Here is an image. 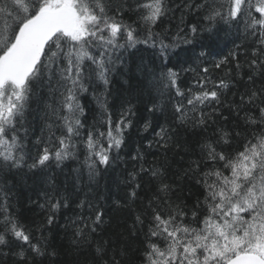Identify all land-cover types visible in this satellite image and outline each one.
<instances>
[{"label":"snow or ice","instance_id":"obj_1","mask_svg":"<svg viewBox=\"0 0 264 264\" xmlns=\"http://www.w3.org/2000/svg\"><path fill=\"white\" fill-rule=\"evenodd\" d=\"M177 8L180 21L169 35L155 31L172 11L168 0H135L130 9L117 0H0V173L24 167L44 173L53 163L59 168L83 155L74 170L76 183L91 186L101 170L108 173L120 159L127 134L136 126L133 117L143 120L139 131L153 136L148 150L153 144L167 149L176 126L207 132L221 118L229 119L222 111L227 107L244 133L235 131L231 151L222 147L233 144V132L226 127L215 128L199 145L198 158L184 173L203 190L190 216L171 201L173 189L160 167L145 168V152L139 148L131 156L140 167L129 174L134 184L130 202L137 196L140 173L158 182L159 195L135 215L133 229L141 226L143 235L141 264H264V0H181ZM128 10L136 13L144 35L124 21ZM189 17L192 23H186ZM222 38L233 47L221 56ZM141 44L152 49V66L159 69L152 78L156 97L145 105L150 115L138 117L130 104L114 118L103 93L119 59L115 54ZM210 56L219 58L209 65ZM211 68L224 76L213 79ZM236 81L243 82L244 90L223 103L222 95ZM101 87L96 100L104 118L82 131L80 97ZM42 90L50 100L48 134L30 138L26 114ZM169 109L161 123L157 113ZM45 196L40 206L52 225L56 213L71 205L55 184ZM76 207L89 212L86 218L77 213L74 242L94 244L98 264H121L115 250L108 258L109 242L98 231L103 210L87 198ZM47 245L43 229L33 231L22 223L11 210L9 190L0 187V251L7 248L13 264H42L38 258L55 255Z\"/></svg>","mask_w":264,"mask_h":264},{"label":"trees","instance_id":"obj_2","mask_svg":"<svg viewBox=\"0 0 264 264\" xmlns=\"http://www.w3.org/2000/svg\"><path fill=\"white\" fill-rule=\"evenodd\" d=\"M117 2L129 9L135 7V0H117ZM179 4H181V0H168V7L172 11L158 22L155 28L156 32L167 30L169 35L175 34L181 16V11L177 8ZM123 19L126 23L137 27L141 35H144L143 30L138 27L135 12L125 11ZM192 22L193 18L191 17L186 21V23ZM225 43H227V47H224ZM220 47L223 48L220 53L222 56L227 55L229 48H232L233 45L229 40L222 38ZM151 53L152 49L145 48L141 44L136 48L127 51L120 50L115 54L119 56V59L114 58V67L109 73V89L103 93L108 111L114 118L119 116L122 108L128 107L130 104L134 106L138 117L150 115L145 111V105L149 103L150 99L156 97V92L152 88V78L153 73L159 74V69L152 66ZM218 58V56H210L207 62L210 65ZM210 73L216 80L224 76V72L219 69L211 68ZM191 75V73H186L184 78L190 79ZM243 90V82L236 81L235 87L225 90L221 97L222 102H229L233 99V93ZM102 92V87L99 90L90 88L89 92L80 97L85 109L82 117L85 129L82 131H87L89 126L101 124L105 114L97 104L96 97L100 96ZM236 99H238V95ZM49 102L48 94L43 90L30 102V108L26 114V126L29 129L30 138L40 136L42 131L44 136H47L45 113ZM222 111L225 116H229V119L225 121L221 118L207 132L199 128L176 126L177 131L173 134L174 139L167 149L153 144L152 148L148 150L146 146L150 140H153V136L150 132L139 131L143 120L133 117L136 126L131 128L127 134L125 145L119 153L120 159L115 162L108 173L105 174L101 170L102 174L91 186L76 183L74 170L80 166L83 155H80L79 159L65 161L59 168L53 163L52 167L44 173H33L27 167L13 170L6 175L0 173V187L9 190L12 212L33 231L38 226L41 227L48 240V253L55 252V255L38 258L42 264H98L94 253V244L92 247H88L83 243L74 242L73 221L79 223L77 213L86 218L89 212L87 207L83 210L76 207V204L85 198L91 200L94 207H100L104 212V223L98 231L103 239L109 242L108 258H111V254L115 250L121 264H141L143 235L141 226L137 225L135 230L133 229L135 215L148 205L149 200L159 195L157 192L158 182L150 174L140 173L136 181L140 185L136 190L137 196L134 201L130 202L129 193L134 184L129 183L131 180L129 174L134 171L138 172L140 167L139 163L131 159V156L139 148L145 152V168L160 167L164 180L173 189L170 194L171 201L181 205L190 216L197 199H203V190L195 183V178H189L184 173L189 167L190 161L198 158L199 145L206 137L212 136L215 128L226 127L233 132L234 139L231 147L228 145H222V147L231 151L236 147L235 131L244 133L242 123L236 127L235 118L230 114L229 109L224 107ZM157 115L160 122L163 123L166 116L170 115V109L166 113H157ZM168 122L172 123L170 119ZM209 123L211 124V121ZM113 155L116 154L113 153ZM53 184L63 195L68 197L71 206L62 208L56 213L53 224L48 225L46 221L48 211L46 208H41L40 205L45 204V193L51 192ZM143 230H147V224L143 226ZM14 260V255L9 253L7 248L0 251V264H13Z\"/></svg>","mask_w":264,"mask_h":264}]
</instances>
